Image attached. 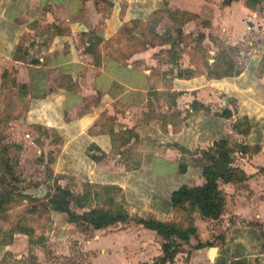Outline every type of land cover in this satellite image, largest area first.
<instances>
[{
	"label": "crops",
	"instance_id": "obj_1",
	"mask_svg": "<svg viewBox=\"0 0 264 264\" xmlns=\"http://www.w3.org/2000/svg\"><path fill=\"white\" fill-rule=\"evenodd\" d=\"M253 7L248 0H0V48L11 55L3 60L24 72L26 98L32 100L28 112H32L33 122L51 125L61 138L60 151L54 157L56 170L89 184L117 185L125 195L127 191L143 194L144 185L140 189L139 180L146 176L155 182V190L145 197L147 205L141 202L148 209L135 214L173 221L168 216L179 210L170 204V191L181 184L202 185L201 166L205 159L201 152L215 141L232 136L228 141L232 165L242 169L246 179L218 181L225 197L224 211L218 219L203 218L197 211L190 214L213 223L205 227L200 220L194 222L197 226L193 225L196 235L189 239V245L194 252L205 251L207 262L201 264H228L239 259L246 264L264 263V250L254 251L263 246L264 231V73H258L264 47L254 48L256 52L236 75L214 78L207 71L200 77L169 78V70L164 85L153 71L158 65L154 55L163 46L127 53L128 43L112 41L120 29L131 28L133 22H146L152 17L171 21L172 15L161 18L157 14L172 9L192 17L206 14L212 26L220 24L223 30L231 29V35L242 37L252 29V16L258 15ZM189 24L191 21L186 22V26ZM215 61L210 59V63ZM209 65L212 64L205 67ZM205 85L208 86L199 92ZM159 97H166L169 109L180 97L188 99L186 107H190L180 118L179 126L171 122L158 126L143 120L146 111L152 117L157 115L151 105ZM140 109L142 114L136 113ZM224 110L230 111L229 117L223 116ZM41 115H47L46 119ZM133 116L141 117V121L118 128L122 120L129 123ZM240 116L248 118L247 125L236 123ZM111 119H115L114 124ZM128 131L134 135L123 143ZM91 146L98 150H90ZM159 147L165 150L162 155L157 151ZM172 149L179 152L174 164L168 159ZM136 152L140 153V164L135 165L132 174L97 167L106 153L126 163ZM182 159L186 163L183 173ZM130 177H135V183L128 188L124 182ZM131 204L138 207L137 202ZM130 223L113 232L106 230L111 226L80 230L93 231L81 251L88 252L93 264H139L156 255V251L161 256V237L142 225ZM210 229L214 231L212 239L201 240ZM76 230L65 221L55 237L35 240L38 245L30 242L27 235L15 233L12 241L0 239L4 250L0 249L2 253L17 254L19 248L34 244L41 264H60L61 259L68 261L71 257L70 239L74 243ZM198 230L202 231L200 236ZM198 242H214V257L209 256L211 246L194 249ZM145 244L147 247L143 248ZM186 253L188 258L190 252L182 248L172 262L165 264H198L192 258L183 259Z\"/></svg>",
	"mask_w": 264,
	"mask_h": 264
},
{
	"label": "rangeland",
	"instance_id": "obj_2",
	"mask_svg": "<svg viewBox=\"0 0 264 264\" xmlns=\"http://www.w3.org/2000/svg\"><path fill=\"white\" fill-rule=\"evenodd\" d=\"M253 5V8L257 10L258 15L256 17L252 16V29L246 31L242 37L234 34L231 35V29L226 28V30H223L222 25L220 24L215 23L216 25L212 26L209 23L210 20L207 19L208 15L206 14L201 15L200 17H192L186 12L172 9L157 14L158 16L160 15L161 18L166 14L168 16L172 15L171 21L166 20L165 18L160 21L157 17H152L146 22H133L131 28L124 31L123 29H120V33L116 35L112 42L128 43L129 48L127 53H132L136 49L145 51L146 49H150L149 47L163 46L154 55L158 60V65L153 71L160 76L159 78H161L164 85H166V80H164L166 77L165 74L166 72H169V70V75H167L169 78L189 79L196 75L200 77L201 74H207V68L205 65L213 64L210 63V59H216V63H223L225 67L230 61L233 63L234 70H238V68H241V66L243 67L246 62L248 64L249 58L253 55V52H256L254 48L260 45L264 47V0L261 3ZM244 20L248 25L249 21L247 18ZM188 21H191V24L186 26V22ZM243 24L245 25V23ZM225 41L227 43H225ZM211 47H216V49ZM220 50H222L223 53L222 51L219 52ZM262 54L261 65L258 67L259 76L264 73V50L262 51ZM4 57L11 58V55L6 54L5 51L0 48L1 241L9 240L12 236V232L16 230V225L18 224V226H25L32 229L31 235H29L28 238L29 240H33L32 243L34 244H36L35 240H38V238L45 239L56 236L58 230H60V226L65 225L66 221V216L64 214L47 209L48 198L46 196L48 192L52 193L56 185L69 189L75 195H83L87 190L95 196L96 200L94 203L100 205L104 204L107 197L106 195H110L115 199L116 203L122 204L128 214L132 217L136 216L139 212L144 213V210H147L148 206L144 207L141 202L143 201L147 205L145 197L153 188L155 190V182L152 179L146 178V176L139 180L140 189L144 185L143 194H130L127 191V195H125L123 188L118 187L117 185H103L101 183L89 184L81 181L78 177L56 170L54 157L57 155L58 151H60L61 138L55 131H53L51 125H43L41 123L33 122L34 119L32 112H28L32 100L26 98L27 84L23 82L22 77L24 72L20 73L14 65H9V63L3 60ZM207 86L208 85L202 86L199 92H201L203 87L206 88ZM182 93L188 92L182 91ZM188 102V99L186 101L180 97L176 102V105L171 107L172 109H169L166 97L156 98L151 107L153 106L157 115L152 117V113H147L146 111V113H144L146 116H144L143 120L156 122L158 126L165 124L166 122H171L174 123V125L179 126L181 123L180 118L187 114L186 110L190 107L189 105V107H186ZM233 104L238 106L237 102H233ZM41 105L42 104L39 102L40 107ZM45 106L48 105L45 104ZM139 112L142 114L143 111L140 109V111H137L136 113ZM46 117L47 115H43L44 119H46ZM196 117L197 116H194V119ZM140 119L141 117L135 119L133 116L129 123L122 120V123L118 124V128L121 125H134L140 122ZM247 120L248 118L246 116H240L236 118V123H246ZM114 123L115 119H111V124ZM170 128H172V124L170 125ZM227 138V141H230L232 136H228ZM212 147L208 150H213ZM157 151L159 152V155H162V153L165 152L162 147H159ZM139 154V152H136L134 157L131 158L132 160L130 159L128 162L124 163L120 158L112 156L110 153H106L105 157L102 156L101 163L98 164L97 167H101L107 171L110 170L116 172L127 170V173L132 174L131 172L133 171L131 170L135 168V165L140 164ZM168 154H170V156L167 155L168 159L174 164V161L176 162V156H179L178 150L172 149ZM206 162L207 161L205 160V163ZM124 183L128 188L133 187L135 177H130L129 180H126ZM105 186H115V188L107 189L105 191ZM42 187L46 188V194L41 197L28 199L23 196L24 194L31 195L33 192H40ZM133 202H137L138 207L131 204ZM178 210L179 211L170 213L168 218H172L171 220L173 221L180 220L178 223L182 226L186 227L190 225V223L197 226L194 222L200 220L204 221L205 227L213 224L208 220L196 217L197 215L192 217L190 214L194 211L188 212L189 215L186 216L187 213H185L183 209ZM66 223L78 229L74 224L67 221ZM130 224L129 220L128 223H118L112 225L106 230H121V226L125 225L126 227H129ZM211 229L207 230L205 236L200 237L201 240H206L207 237L212 239L214 231ZM125 232L128 233L129 236H132L131 232ZM198 232L200 236L202 231L198 230ZM126 233L123 234L126 235ZM73 234L75 235V241L72 243V239H70V249L72 251L70 254L71 257L68 258V261L61 259L60 264H93L90 259L88 260V252L81 251L83 250L82 248H84V245H87L86 239L89 240L92 238L93 231L81 232L78 229ZM142 236L144 235H141V237ZM34 244H29L26 248H19L17 254L7 251L2 253L1 251L2 248L4 250V246H0L2 247L0 249V256L2 255L0 264H41L42 259L38 261L39 258L35 255V249L37 248L36 245L38 244ZM142 247L144 248L147 246L145 244L142 245ZM182 248L189 251L191 254H188L189 257L186 258V253L183 259L188 260L192 258L197 261L198 264L207 262V258L204 256L205 251L194 252L189 245V242L182 243ZM262 250L263 247L258 246L254 251L260 252ZM159 255L156 251V255L148 260H142L139 264H157L156 261L159 258ZM201 259H203V262H200Z\"/></svg>",
	"mask_w": 264,
	"mask_h": 264
},
{
	"label": "trees",
	"instance_id": "obj_3",
	"mask_svg": "<svg viewBox=\"0 0 264 264\" xmlns=\"http://www.w3.org/2000/svg\"><path fill=\"white\" fill-rule=\"evenodd\" d=\"M261 2L262 0H248L250 6ZM207 71L214 78L230 77L238 74V70H234L233 63L230 61L226 67L223 63H216L215 61L212 65L207 66ZM222 114L225 117H229L230 111L224 110ZM239 125H247V123L243 124L240 122ZM128 132L127 136L122 138L123 143L129 142L134 135L132 131ZM227 139V137H223L215 141L212 147L213 152L212 150L203 151V157L207 162L201 166V174L204 178L202 185L188 186L181 184L170 191L169 200L172 207L184 209L188 212L197 211L203 218L208 219H218L221 216L224 211L225 197L223 191L219 188L218 181L243 182L246 179L242 169L232 165L233 159ZM92 149L98 150L95 146H91L90 150ZM185 170L186 163L182 160L180 172L183 173ZM112 188H115V186H105L104 190ZM23 196L28 199H34L30 194H24ZM106 196L104 204L100 205L94 203L96 200L95 196L87 190L83 195H75L69 189L56 185L52 193L48 192L46 196L48 198L47 209L64 214L66 221L74 224L81 231L89 228L103 229L114 224L127 223L129 220L142 225L146 229L155 231L162 240V255L157 259V264L172 262L176 254L182 251V243H188L189 239L196 235V229L192 223L185 227L178 222L162 221L152 215H136L132 217L122 204L116 203L115 199L110 195ZM18 225H16V230L12 232L10 239L2 242L11 241L15 233L31 235V228ZM262 240L263 246L261 247L264 250V231H262ZM29 241L32 242V240ZM211 245L213 244L209 242H198L195 248ZM228 264H246V262L244 259H239L231 260Z\"/></svg>",
	"mask_w": 264,
	"mask_h": 264
},
{
	"label": "water",
	"instance_id": "obj_4",
	"mask_svg": "<svg viewBox=\"0 0 264 264\" xmlns=\"http://www.w3.org/2000/svg\"><path fill=\"white\" fill-rule=\"evenodd\" d=\"M45 194H46V188L45 187H42L41 190H40V192H35V193L33 192V193H31V196L32 197H41V196H43ZM215 251H216V248L215 247H210L209 248V256H210V258H213L214 257Z\"/></svg>",
	"mask_w": 264,
	"mask_h": 264
}]
</instances>
